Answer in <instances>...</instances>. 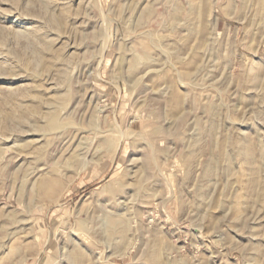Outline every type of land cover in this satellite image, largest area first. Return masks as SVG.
<instances>
[{
    "label": "rangeland",
    "instance_id": "rangeland-1",
    "mask_svg": "<svg viewBox=\"0 0 264 264\" xmlns=\"http://www.w3.org/2000/svg\"><path fill=\"white\" fill-rule=\"evenodd\" d=\"M0 264H264V0H0Z\"/></svg>",
    "mask_w": 264,
    "mask_h": 264
}]
</instances>
